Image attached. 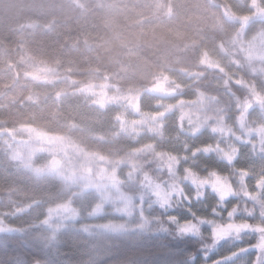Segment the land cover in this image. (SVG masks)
Segmentation results:
<instances>
[{
	"label": "trees",
	"instance_id": "obj_1",
	"mask_svg": "<svg viewBox=\"0 0 264 264\" xmlns=\"http://www.w3.org/2000/svg\"><path fill=\"white\" fill-rule=\"evenodd\" d=\"M263 40L264 0H0V264H172L211 244L207 227L199 239V223L188 238L174 228L158 232L155 221L144 235L103 227H131L142 205L149 216L175 210L191 224L180 198L182 186L192 188L186 168L201 177L218 169L224 187L231 185L214 218L215 196L193 201L198 216L227 224L235 204L234 223L259 224L264 58L252 61L242 51ZM92 89L130 104H105ZM133 120L142 121L139 131L130 128ZM28 130L93 157L89 176L134 199L136 215L123 216L82 182L19 158ZM234 148L238 159L229 167L221 149ZM156 192L171 200L169 213L160 211ZM68 206L73 217L51 218ZM256 238L242 233L243 243ZM230 251L222 243L211 258Z\"/></svg>",
	"mask_w": 264,
	"mask_h": 264
},
{
	"label": "snow or ice",
	"instance_id": "obj_2",
	"mask_svg": "<svg viewBox=\"0 0 264 264\" xmlns=\"http://www.w3.org/2000/svg\"><path fill=\"white\" fill-rule=\"evenodd\" d=\"M259 98V97H258ZM223 131V129H221ZM259 132L264 133V129H259ZM194 153L199 154L200 149H194ZM202 151L205 154H212V149L209 145L202 146ZM223 161L229 167H231L235 160L238 159L239 150L234 148L231 152L221 149ZM241 171L247 173V169H241ZM186 182L190 179L192 185L191 192L185 190L183 186L180 190V198L185 202L184 212L191 218V224L187 218L182 219L175 210L171 211V214L160 216L159 214L149 216L143 211V205L141 211L136 217V222L129 227L127 223H106L103 225L105 229H111L116 232L125 234L138 233L140 235L146 234L147 229L150 227L153 221L160 225L157 230L160 233H169L174 228L176 229V235L179 238L190 237L196 229L197 223L200 224V236L199 239L204 240V234L202 229L207 227L209 229L207 233V240L211 241V244L200 243L194 250L185 251L184 254L173 261L172 264H232L233 260L237 257L244 256L246 259L243 264H264V211L260 212V222L257 225H253L251 222L234 223L236 215H238V205H233L230 210L227 211V217L229 222L227 224L217 223L214 219H210L203 215L198 216L197 213L191 207L193 201L205 200L209 193L216 197V205L211 209V217L220 215L217 212V206L226 207V204L220 202L225 201L229 197L231 192V185L227 188L224 187V173L218 169L209 168L201 177L199 174L193 172L191 168L185 169ZM261 183H264L262 181ZM196 185L203 186L204 191L201 192ZM159 202V209L163 213H169L171 200L165 198L160 192L155 193ZM245 195H249L245 193ZM149 207H152L149 204ZM155 210V209H153ZM23 213H17L22 215ZM249 216L254 215L253 212L247 213ZM128 217L131 218L136 215L133 212H128ZM165 221L171 228L165 227ZM46 223V221H45ZM215 225V226H213ZM16 230V229H10ZM255 233L256 240L250 243L242 242V233ZM226 243L232 248V251L226 255H217L215 259H212V253L219 251V246ZM251 254V255H249ZM34 264H40V261H34ZM130 264V262H126Z\"/></svg>",
	"mask_w": 264,
	"mask_h": 264
},
{
	"label": "rangeland",
	"instance_id": "obj_3",
	"mask_svg": "<svg viewBox=\"0 0 264 264\" xmlns=\"http://www.w3.org/2000/svg\"><path fill=\"white\" fill-rule=\"evenodd\" d=\"M242 53L249 60H261L264 58V40L260 41L259 44L248 43L243 48ZM92 94L97 97V100L108 105H118L120 103L119 100H121L108 94L105 90L95 92L92 89ZM121 101L130 104V99L127 97H123ZM141 124V120L140 122L133 120L129 126L132 130L139 131ZM27 133L19 142L20 151L17 152L19 158L28 162L29 165L39 168L41 171H48L82 182L92 192L100 194L104 203L110 204L116 212H119L123 216L126 215L128 217V212L135 210L136 204L134 199L121 192L115 184H98L92 176H89V165L91 166L93 161L95 162L93 157L85 154L77 146L68 144L58 138L33 130H28ZM38 155H42L44 161L40 164H32ZM73 216L74 210L69 206L57 209L51 214L52 219L55 218L62 221H66Z\"/></svg>",
	"mask_w": 264,
	"mask_h": 264
}]
</instances>
